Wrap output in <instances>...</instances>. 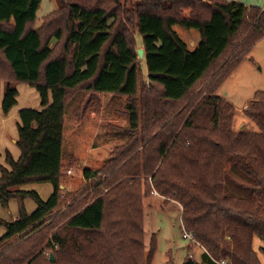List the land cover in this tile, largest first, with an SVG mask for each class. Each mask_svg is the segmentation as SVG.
Returning <instances> with one entry per match:
<instances>
[{"label":"trees","instance_id":"trees-1","mask_svg":"<svg viewBox=\"0 0 264 264\" xmlns=\"http://www.w3.org/2000/svg\"><path fill=\"white\" fill-rule=\"evenodd\" d=\"M58 1L34 28L41 0H0L2 113L16 104L20 83L40 98V109L18 111L20 154L6 151L9 169L0 166V205L18 206L15 220L0 218V264H152L156 239L146 249L143 199L153 191L181 206L183 229L205 250L182 264H261L252 240L264 242V91L243 109L256 131L234 130V106L215 91L264 37V8ZM98 94L124 99L126 140L99 168L84 167L87 182L64 195L67 106L80 95L71 113L82 120ZM34 182L50 183L51 195L21 189Z\"/></svg>","mask_w":264,"mask_h":264},{"label":"rangeland","instance_id":"rangeland-1","mask_svg":"<svg viewBox=\"0 0 264 264\" xmlns=\"http://www.w3.org/2000/svg\"><path fill=\"white\" fill-rule=\"evenodd\" d=\"M120 1L130 5L142 0ZM58 5V0H41L36 11L34 28L39 27L42 18L55 10ZM136 38L140 43V36ZM138 62L145 70L144 61L138 58ZM256 91H264V37L255 43L252 50L243 57L233 72L215 91L216 95L234 106L232 125L234 130H257L254 123L243 113L244 107ZM80 97L77 95L70 100L64 115L62 161L69 163L66 169L70 170L65 176L64 195L77 190L84 182H87L82 174L84 167L99 168L110 150L126 140V135L122 130V127L126 125V117L121 113L124 106L123 98L98 94L89 106L85 117L77 120L71 111L79 102ZM180 212L181 206L176 201L164 200L155 191L144 197L143 231L146 249L151 236L154 235L156 239L152 264H182L186 255L196 261L201 260L205 250L193 239L184 237L183 234L186 231L181 224ZM225 238L229 239L228 236ZM260 246H264V242L254 237L252 247L260 263L264 264V255L259 250ZM45 255H49V252ZM223 260L231 264L229 258H223Z\"/></svg>","mask_w":264,"mask_h":264},{"label":"crops","instance_id":"crops-1","mask_svg":"<svg viewBox=\"0 0 264 264\" xmlns=\"http://www.w3.org/2000/svg\"><path fill=\"white\" fill-rule=\"evenodd\" d=\"M239 2L245 6H257L264 8V0H252L246 2L244 0H230ZM18 95L16 104L10 109L7 115H4L1 110V101L3 96L4 83L0 82V166L9 169V165L5 162V152L9 151L13 159H17L20 151L16 146L17 140V122L19 121L18 111L21 108H36L40 109V98L33 87L20 83L16 86ZM1 175V174H0ZM24 190H35L39 196L45 200L52 191V185L48 182H34L21 186ZM24 206L28 213L35 210V203L27 198L24 200ZM18 206L16 200L12 199L8 202V208L4 209L0 205V218L8 221H13L17 218ZM4 233V228L0 227V235Z\"/></svg>","mask_w":264,"mask_h":264},{"label":"built area","instance_id":"built-area-1","mask_svg":"<svg viewBox=\"0 0 264 264\" xmlns=\"http://www.w3.org/2000/svg\"><path fill=\"white\" fill-rule=\"evenodd\" d=\"M183 235H184V237H186V238H190V239L192 240L190 234H188V233L185 232ZM216 263H217V264H229V262H227V261H225V260H223V259H221V260H219V261H216Z\"/></svg>","mask_w":264,"mask_h":264},{"label":"water","instance_id":"water-1","mask_svg":"<svg viewBox=\"0 0 264 264\" xmlns=\"http://www.w3.org/2000/svg\"><path fill=\"white\" fill-rule=\"evenodd\" d=\"M137 54H138V58H142L143 56V49L142 48H139L136 50ZM50 258L52 259V255L50 256Z\"/></svg>","mask_w":264,"mask_h":264}]
</instances>
